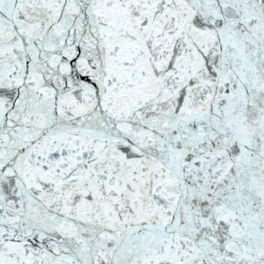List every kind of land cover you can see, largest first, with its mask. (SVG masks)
I'll use <instances>...</instances> for the list:
<instances>
[{
  "label": "snow or ice",
  "instance_id": "1",
  "mask_svg": "<svg viewBox=\"0 0 264 264\" xmlns=\"http://www.w3.org/2000/svg\"><path fill=\"white\" fill-rule=\"evenodd\" d=\"M0 264H264V0H0Z\"/></svg>",
  "mask_w": 264,
  "mask_h": 264
}]
</instances>
